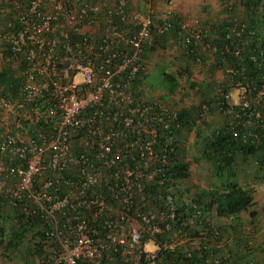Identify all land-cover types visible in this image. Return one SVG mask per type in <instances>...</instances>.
I'll list each match as a JSON object with an SVG mask.
<instances>
[{"label": "built area", "instance_id": "1", "mask_svg": "<svg viewBox=\"0 0 264 264\" xmlns=\"http://www.w3.org/2000/svg\"><path fill=\"white\" fill-rule=\"evenodd\" d=\"M0 1L11 16L0 64L21 67L16 88L0 92V214L36 220L42 264H166V250L196 245L156 241L176 217L166 167L182 150L180 113L194 106L144 83L143 55L172 27L171 11L151 0ZM190 39L182 44L197 48L198 63L221 58L213 92L195 104L196 126L216 110L235 139L258 140L264 46L201 43L198 29Z\"/></svg>", "mask_w": 264, "mask_h": 264}, {"label": "trees", "instance_id": "2", "mask_svg": "<svg viewBox=\"0 0 264 264\" xmlns=\"http://www.w3.org/2000/svg\"><path fill=\"white\" fill-rule=\"evenodd\" d=\"M9 7V4L0 1V24L2 26L0 29V50L3 51L7 45L2 39V34L11 17ZM171 21V28L177 31L179 38V43L176 44L178 47H182L183 54H186L189 59V64L205 65V63L200 64L196 61V47L193 53H188L187 48L182 44L186 43L197 29L202 33L201 43H249L248 48L252 50L264 46V0H221L219 14L215 18L197 21L189 35L183 33L181 21L176 16H171ZM240 29L241 32L238 36L236 33ZM157 41L155 39L152 47L146 48L143 55L146 62L149 60V54L158 44ZM190 43L197 42L191 40ZM201 56V59L205 61V55ZM219 62H221V58L217 55L216 63ZM230 62L233 63L234 59L231 58ZM216 63L211 64V71L216 68ZM245 65L251 72L250 74L256 77L257 73L253 64L246 60ZM190 67L191 65L188 68ZM18 68L13 64H0V92H7L11 86L15 87L13 81L21 67ZM144 83L147 87H151L149 76H145ZM165 83L171 86L166 95L172 96L170 93H173L177 88V77L174 74L163 73L161 84ZM189 87L203 99L213 92L214 83L210 85L209 89L206 85L203 86L192 81ZM196 110V106H193L192 109H182L180 120L183 131L196 129V132L200 133L202 127L201 125L196 126L193 119ZM239 120V118L235 119L234 125L241 130L242 125L236 123ZM226 122L221 128L211 129L207 134L204 157L213 163L215 174L219 176L235 162L238 154L246 156L252 160L256 168L254 182L256 184L264 183V130L258 140L249 139L248 142H244L233 137L230 126ZM181 152L176 154L174 152L173 162L166 167L172 183L177 186L175 191L177 196L175 199L176 217L173 221H169V229L166 234L158 236L156 241H171L172 237L178 236L182 239L194 238L197 240V244L191 246L185 242L175 250L168 249L163 255V261L166 264H214V259L219 258L220 264H264V260L253 256L257 250L250 245L252 235L258 230L257 222H255L258 214L256 211H249L254 204V187L248 186V183L244 186L232 181L234 174L224 177V181H220V184L210 188L187 187L185 181L190 176V163L182 159ZM220 177L223 179V176ZM158 209L168 211L166 206H158ZM247 211L252 219L250 226L244 224L241 218V214ZM11 218L10 213L0 214V256L11 255L17 252L22 244L29 242L31 244L30 254L38 256L42 264L45 259V251L43 239L38 236L36 220L20 218L16 223H11ZM249 228L252 232L251 235L247 230ZM1 262L0 264H2Z\"/></svg>", "mask_w": 264, "mask_h": 264}, {"label": "rangeland", "instance_id": "3", "mask_svg": "<svg viewBox=\"0 0 264 264\" xmlns=\"http://www.w3.org/2000/svg\"><path fill=\"white\" fill-rule=\"evenodd\" d=\"M146 3L150 0H145ZM171 5H166L163 0H151L153 7L158 11H171V16H176L181 21V30L186 35H189L197 24L196 21L200 18L197 16L196 10L198 7H216L221 8V0H181L177 5V0H172ZM157 2V4H155ZM200 8V9H201ZM183 11L186 15H183ZM202 19V18H200ZM200 21V20H199ZM2 28L0 24V29ZM158 43L151 54H149V80L151 81V89L156 96L166 95L169 93L168 89L171 87L167 83L161 84L163 73L174 74L177 77V88L173 93H170L176 100L182 103V107H191L200 102V96L192 91L189 87L190 82H197L201 85H206L210 89V85L214 83L211 71V63L205 60V65H195L188 62L187 55L183 54L182 47H178L179 43L177 31L172 28L162 37L157 39ZM208 59V58H207ZM189 65H191L190 68ZM191 71V73H190ZM209 84V86H208ZM171 96V97H172ZM202 98V97H201ZM226 118L220 112L213 110L208 115L206 120L202 123L201 131L198 134L195 130H184L182 133V159L190 163V176L185 181V186L194 187L201 186L203 188H210L213 185L220 184L224 181V177L234 174L232 181L241 183L245 186L254 187V204L249 211H256L257 217L255 222L258 230L252 235L250 245L257 250L253 256L264 260V183L256 184L253 177L255 174V165L251 159L241 154L235 158V162L226 168V172L222 175H216L214 166L211 161L204 157V147L206 146L207 134L214 128H221ZM223 176V179L222 177ZM249 211L243 212L241 218L244 224L250 226ZM254 221V220H253ZM251 235V229H247ZM30 243L22 244L15 253L4 254L0 256L2 264H41V259L38 256L30 254Z\"/></svg>", "mask_w": 264, "mask_h": 264}, {"label": "crops", "instance_id": "4", "mask_svg": "<svg viewBox=\"0 0 264 264\" xmlns=\"http://www.w3.org/2000/svg\"><path fill=\"white\" fill-rule=\"evenodd\" d=\"M181 0H177V5L180 3ZM155 4H157V2H155ZM198 7L196 10L197 16H200V18H202L203 20L206 18L211 19L212 17L215 18V16H217L221 10L220 7H216V5L213 7V9L211 7H207L204 8L202 7ZM181 12V11H180ZM183 12V11H182ZM181 12V13H182ZM183 15H186V13H182ZM198 19V22H201L202 19ZM200 20V21H199ZM197 22V21H196Z\"/></svg>", "mask_w": 264, "mask_h": 264}]
</instances>
